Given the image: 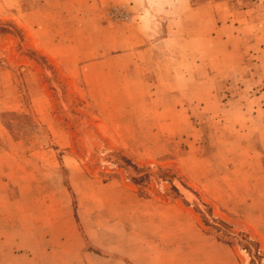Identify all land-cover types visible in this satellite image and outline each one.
<instances>
[{
  "label": "rangeland",
  "instance_id": "1",
  "mask_svg": "<svg viewBox=\"0 0 264 264\" xmlns=\"http://www.w3.org/2000/svg\"><path fill=\"white\" fill-rule=\"evenodd\" d=\"M262 29L264 0H0V172L28 157L97 253L264 264Z\"/></svg>",
  "mask_w": 264,
  "mask_h": 264
},
{
  "label": "crops",
  "instance_id": "2",
  "mask_svg": "<svg viewBox=\"0 0 264 264\" xmlns=\"http://www.w3.org/2000/svg\"><path fill=\"white\" fill-rule=\"evenodd\" d=\"M1 96L0 104L6 103L1 105L2 111L22 109L18 95H12L9 101ZM6 131L0 121V136H5ZM9 142L17 149L21 144L16 140ZM18 152L9 153L8 170L0 172V264H176L174 253L161 258L153 247L149 252L136 255L127 251L114 257L111 252L97 253L88 247L87 238L68 235L59 215L55 220L49 219V205L41 192L29 197L28 157ZM92 243L96 244L94 240ZM203 256V246L197 243L191 254L184 255V259L191 258L184 264H205Z\"/></svg>",
  "mask_w": 264,
  "mask_h": 264
},
{
  "label": "trees",
  "instance_id": "3",
  "mask_svg": "<svg viewBox=\"0 0 264 264\" xmlns=\"http://www.w3.org/2000/svg\"><path fill=\"white\" fill-rule=\"evenodd\" d=\"M204 221L206 222V224H208V222L206 221L205 218H204ZM251 245H253V242L252 241H249L247 239H246V243H243L244 248L247 249L250 253L252 252V249L250 247ZM254 256L261 257L258 243H255Z\"/></svg>",
  "mask_w": 264,
  "mask_h": 264
},
{
  "label": "clouds",
  "instance_id": "4",
  "mask_svg": "<svg viewBox=\"0 0 264 264\" xmlns=\"http://www.w3.org/2000/svg\"><path fill=\"white\" fill-rule=\"evenodd\" d=\"M150 2H151V0H150Z\"/></svg>",
  "mask_w": 264,
  "mask_h": 264
}]
</instances>
